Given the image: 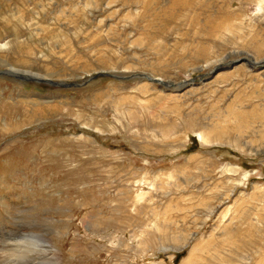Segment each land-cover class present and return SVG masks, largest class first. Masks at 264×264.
<instances>
[{"label": "rangeland", "instance_id": "1", "mask_svg": "<svg viewBox=\"0 0 264 264\" xmlns=\"http://www.w3.org/2000/svg\"><path fill=\"white\" fill-rule=\"evenodd\" d=\"M244 53L264 0H0L2 68L196 77L0 74V264H264V64L198 78Z\"/></svg>", "mask_w": 264, "mask_h": 264}, {"label": "water", "instance_id": "2", "mask_svg": "<svg viewBox=\"0 0 264 264\" xmlns=\"http://www.w3.org/2000/svg\"><path fill=\"white\" fill-rule=\"evenodd\" d=\"M251 55L248 53L247 55H241L239 58H236V59H229L227 61H219L218 63H216L214 65V67L212 68V70L210 69L209 71L207 72H204V73H201L199 74L198 78L200 80H204V79H209L211 78L216 72H218L219 70L221 69H226V68H231L234 64L240 62V61H245L247 64L249 65H256V64H259V63H263L261 61H254L253 59L250 58ZM264 64V63H263ZM5 68L9 69V70H5ZM11 74L14 78H17L19 80H35V81H41V82H47L49 84H53V85H62V86H65V85H81L83 83H86L88 82L91 78H93L96 74H108L110 76H113V77H116V78H132L133 76H142V77H145L147 79H149L150 81H153V82H158L160 84H163V85H167V86H171V85H178L180 84V82L184 83V85H187L189 83H194L195 82V76L194 77H190L188 79H183L182 81H175V80H167V79H163L161 77H158V76H153L151 75L150 73H147V72H136V73H129V74H126V75H118L117 73V70H113V71H102V70H98V71H95L94 73H90L88 74V77L86 79L83 80V82H76V81H73L71 84L70 83H66L64 80H56V79H52L50 77H44V75L42 76H35V71H32V70H28V71H25L24 73H16L15 71H13L12 69H10L9 67H4V69H0V74ZM183 85V86H184Z\"/></svg>", "mask_w": 264, "mask_h": 264}, {"label": "bare ground", "instance_id": "3", "mask_svg": "<svg viewBox=\"0 0 264 264\" xmlns=\"http://www.w3.org/2000/svg\"><path fill=\"white\" fill-rule=\"evenodd\" d=\"M263 1V0H262ZM244 54H248V53H244ZM251 55V54H250ZM251 57H253L251 55ZM224 58H227V56H225ZM254 61H256V59H253ZM221 61V60H220ZM261 62L264 63V59L260 60ZM234 66V65H233ZM202 67L200 66L198 69L196 70H200ZM16 73H24L25 71L27 70H23L21 71L20 69H16ZM136 73V72H135ZM36 76V74H35ZM39 76V75H37ZM46 77V76H44ZM162 78V77H161ZM164 79V78H163ZM167 80H170V79H167ZM183 80V79H182ZM180 80V81H182ZM184 83L180 82V84H178V86H183ZM24 234V233H23ZM29 237L30 241H27L25 240V238H28L27 236ZM24 236V240L25 242L24 243H21L19 244L18 246H16V248H14L10 253H12L11 255V258H13V261H11L9 259V261H11L12 263H15V257H19V258H22V260H26V259H29L31 257H35V254L39 255L40 258H44L45 261H46V264H56L57 260V257L55 256L56 252H57V249L53 246V244L51 242H48V241H44L42 239V237L40 236L39 233H28ZM22 237V236H21ZM45 238V237H43ZM49 239V238H47ZM22 240V239H21ZM20 241V240H19ZM43 245L44 248H41ZM14 246V247H15ZM10 255V254H9ZM37 255V256H38ZM6 257V256H5ZM8 257V256H7ZM33 257V259H34ZM32 259V260H33ZM8 260V259H7ZM31 261V260H30ZM1 262V261H0ZM36 263V262H33V264ZM2 264V263H1ZM5 264V263H4ZM38 264V263H37ZM42 264V263H41Z\"/></svg>", "mask_w": 264, "mask_h": 264}]
</instances>
